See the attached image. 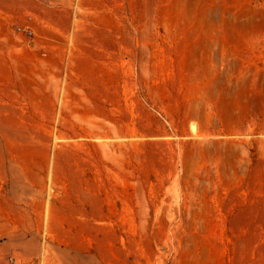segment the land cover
<instances>
[{
	"label": "rangeland",
	"instance_id": "1",
	"mask_svg": "<svg viewBox=\"0 0 264 264\" xmlns=\"http://www.w3.org/2000/svg\"><path fill=\"white\" fill-rule=\"evenodd\" d=\"M0 264H264V0H0Z\"/></svg>",
	"mask_w": 264,
	"mask_h": 264
},
{
	"label": "built area",
	"instance_id": "2",
	"mask_svg": "<svg viewBox=\"0 0 264 264\" xmlns=\"http://www.w3.org/2000/svg\"><path fill=\"white\" fill-rule=\"evenodd\" d=\"M18 31L19 32H23V31L25 32V30H23L22 28H18ZM26 34L27 35H32V32L29 30V31L26 32Z\"/></svg>",
	"mask_w": 264,
	"mask_h": 264
}]
</instances>
